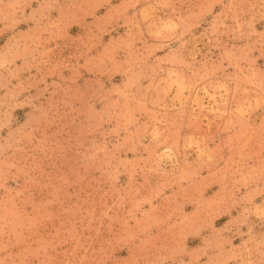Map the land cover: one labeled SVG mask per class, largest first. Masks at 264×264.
I'll use <instances>...</instances> for the list:
<instances>
[{
    "label": "rangeland",
    "instance_id": "1",
    "mask_svg": "<svg viewBox=\"0 0 264 264\" xmlns=\"http://www.w3.org/2000/svg\"><path fill=\"white\" fill-rule=\"evenodd\" d=\"M0 264H264V0H0Z\"/></svg>",
    "mask_w": 264,
    "mask_h": 264
},
{
    "label": "crops",
    "instance_id": "2",
    "mask_svg": "<svg viewBox=\"0 0 264 264\" xmlns=\"http://www.w3.org/2000/svg\"><path fill=\"white\" fill-rule=\"evenodd\" d=\"M210 179V175L209 173H207L206 175H201V177L198 179L199 182L204 181V180H209ZM204 205L207 204L208 205V211L209 214H211L212 217L215 218V216H217V214L220 212V210H222V208L225 205V201L224 199H219V198H215L212 196H209L205 199V201H203ZM202 202H198L197 204H195L194 208L192 209L193 213L199 212V208L200 205L203 204ZM207 211V212H208Z\"/></svg>",
    "mask_w": 264,
    "mask_h": 264
}]
</instances>
